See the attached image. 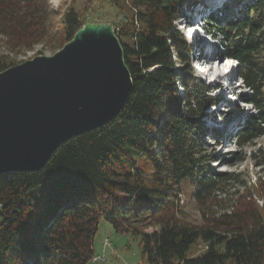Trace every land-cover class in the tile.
Returning a JSON list of instances; mask_svg holds the SVG:
<instances>
[{"label":"trees","instance_id":"16d2710c","mask_svg":"<svg viewBox=\"0 0 264 264\" xmlns=\"http://www.w3.org/2000/svg\"><path fill=\"white\" fill-rule=\"evenodd\" d=\"M76 1L60 17L50 0H0V38L8 49L0 73L22 63L13 56L40 44L61 49L85 24L120 12L111 23L132 91L112 123L63 145L44 170L0 175V264H90L102 220L140 238L146 264H264V180L245 187L231 210L215 209L212 200L236 176L207 166L203 119L215 99L195 84L193 47L176 23L208 0H87L83 11ZM230 5L229 18L210 16L204 24L223 54L238 61L251 92L243 100L256 114L236 139L243 148L264 136V0ZM224 135L215 130L214 139ZM185 180L194 183L199 223L180 205ZM200 244L206 249L194 253Z\"/></svg>","mask_w":264,"mask_h":264},{"label":"water","instance_id":"95a60500","mask_svg":"<svg viewBox=\"0 0 264 264\" xmlns=\"http://www.w3.org/2000/svg\"><path fill=\"white\" fill-rule=\"evenodd\" d=\"M132 87L123 46L105 22L85 24L51 57L1 72L0 175L44 170L63 145L112 123Z\"/></svg>","mask_w":264,"mask_h":264},{"label":"rangeland","instance_id":"374dc122","mask_svg":"<svg viewBox=\"0 0 264 264\" xmlns=\"http://www.w3.org/2000/svg\"><path fill=\"white\" fill-rule=\"evenodd\" d=\"M74 0H50L49 7L56 15H62V11L66 10ZM78 11L84 10V5L87 4V0H77ZM231 0H208L206 6H196L195 8H189L184 10L180 19L178 20L177 27L181 35L186 39L187 44L194 43L193 54L189 56L190 67L192 73L194 69L192 64L194 62H201L202 66L207 61V54L213 56L214 53L222 56L224 53V47L221 40L215 37H211L205 26L202 23L200 27L204 30H200L195 33L194 40H189L184 32H181V27L189 28L195 24H198L197 20H204L206 17L215 16L219 18H229V12L231 11ZM237 14V9L234 10ZM108 14V13H107ZM112 17L105 23L119 22L122 16L120 12H110ZM60 17L57 19L59 20ZM96 21V20H94ZM101 23V22H100ZM192 30H195L192 28ZM191 42V43H190ZM63 48V47H62ZM61 48V49H62ZM58 50H53L49 46L43 44L35 45L31 50L17 56H13L16 62H26L32 60L38 56L51 57L56 54ZM8 51L7 46L4 45L2 38H0V55ZM212 54V55H211ZM206 56V57H205ZM221 61V60H220ZM210 62V61H209ZM218 62L215 58L210 62ZM219 62V63H223ZM177 63V61H176ZM179 68L182 66L177 65ZM232 70V69H231ZM229 71L227 77H219L212 84H207L206 81L201 80L199 77L194 76L195 84L204 85L206 88H215L216 94L209 96L206 91L207 97L215 99V106L207 108L205 111V118L203 119L204 128L207 130V140H204V154L207 156V166L214 173H232L236 176V181L224 183L220 190L214 193L215 198L212 200L216 204L215 209H229L232 205L236 204V197L244 191L245 187H251L252 185L258 184L259 181L264 180V136L255 140L252 143L247 144L243 148H240L236 144L237 133L240 126L243 125L246 118L251 114H256L254 107L244 108L242 103L247 104L243 98H247L251 95V92H241L237 100L231 99V96L236 95V89L230 87L225 89L222 85V81L227 79L230 85L239 79L238 69ZM199 78V79H198ZM235 106V107H234ZM215 130H220L221 133L225 134L224 137H220L217 141L214 139ZM213 135V136H211ZM238 153V162L234 161L232 153ZM180 205L186 213V217L189 221L201 222L202 216L200 211L197 209L196 200L194 197V183L189 180H185L182 183V192L179 198ZM259 205H262V201H257ZM2 218L0 216V223ZM148 233L152 234L155 232L153 229H148ZM107 240L110 246L107 245ZM105 243V244H104ZM109 247H112L110 249ZM94 248L96 256L104 258V262L92 261L90 264H146L145 258L142 255V246L140 238H137L131 234H120L117 233L112 225L102 220L98 227L97 234L94 240ZM206 247L200 244L196 247L194 253H200L205 250ZM106 260V262H105Z\"/></svg>","mask_w":264,"mask_h":264},{"label":"clouds","instance_id":"9594fccd","mask_svg":"<svg viewBox=\"0 0 264 264\" xmlns=\"http://www.w3.org/2000/svg\"><path fill=\"white\" fill-rule=\"evenodd\" d=\"M181 32H184L185 36L190 40L192 36L193 30L191 28H184L181 27ZM238 63V61H235L233 59H226L222 64L218 62H212V63H206L203 64L197 61L192 64V67L194 69L193 75L199 77L201 80H204L207 82V84H212L214 81L217 80L218 77L225 76L229 71L232 69L233 66H235ZM222 85L225 89H229L230 87H233L236 89V95L231 96V99L237 100L241 92H248L250 91L249 88L244 86V80L243 78H239L234 85H230L229 81L227 79L223 80ZM217 90H209L208 95L214 96L216 94ZM244 108H251V104H244L241 105Z\"/></svg>","mask_w":264,"mask_h":264},{"label":"bare ground","instance_id":"6f19581e","mask_svg":"<svg viewBox=\"0 0 264 264\" xmlns=\"http://www.w3.org/2000/svg\"><path fill=\"white\" fill-rule=\"evenodd\" d=\"M189 28H191V29L194 28V29H195V30H193V32H192V36H191V41H192V40H194V38H195V37H194V36H195V33H198L201 29L198 27L197 24H195V25H193V26H190ZM207 56H208V57H207L208 60L205 61V64H206V63H209V61L211 62L214 58H215V60L220 59V58H219V54H216V53H214L213 56H210L209 54H207ZM205 57H206V56H205ZM219 62H222V60H221V61H218V63H219ZM228 75H229V74L227 73L224 77H227ZM221 77H222V76H221ZM218 78H219V77H218ZM104 244H105V243H104ZM93 260H94V261H98V256H95V257L93 258ZM93 260H92V261H93ZM105 262H106V260H105Z\"/></svg>","mask_w":264,"mask_h":264},{"label":"built area","instance_id":"2783aa9c","mask_svg":"<svg viewBox=\"0 0 264 264\" xmlns=\"http://www.w3.org/2000/svg\"><path fill=\"white\" fill-rule=\"evenodd\" d=\"M2 206H0L1 208ZM111 243H109V241L107 240V245L110 246ZM110 249H112V247H109ZM98 261L104 262V258H102L100 255L98 256Z\"/></svg>","mask_w":264,"mask_h":264}]
</instances>
